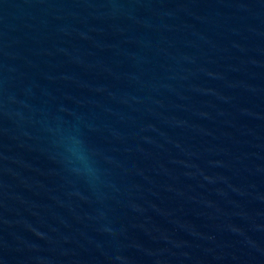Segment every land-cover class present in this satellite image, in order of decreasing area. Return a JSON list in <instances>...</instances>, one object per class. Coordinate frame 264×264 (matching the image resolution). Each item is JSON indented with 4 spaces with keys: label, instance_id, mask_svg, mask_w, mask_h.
Listing matches in <instances>:
<instances>
[{
    "label": "water",
    "instance_id": "95a60500",
    "mask_svg": "<svg viewBox=\"0 0 264 264\" xmlns=\"http://www.w3.org/2000/svg\"><path fill=\"white\" fill-rule=\"evenodd\" d=\"M0 264H264V0H0Z\"/></svg>",
    "mask_w": 264,
    "mask_h": 264
}]
</instances>
